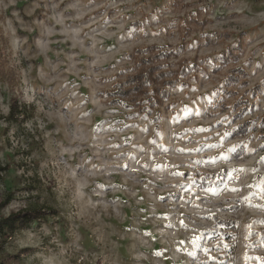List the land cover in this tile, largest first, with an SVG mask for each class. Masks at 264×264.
Instances as JSON below:
<instances>
[{
  "label": "rangeland",
  "instance_id": "1",
  "mask_svg": "<svg viewBox=\"0 0 264 264\" xmlns=\"http://www.w3.org/2000/svg\"><path fill=\"white\" fill-rule=\"evenodd\" d=\"M0 34V219L51 209L0 264H264V0H0ZM153 45L206 71L144 112Z\"/></svg>",
  "mask_w": 264,
  "mask_h": 264
},
{
  "label": "trees",
  "instance_id": "2",
  "mask_svg": "<svg viewBox=\"0 0 264 264\" xmlns=\"http://www.w3.org/2000/svg\"><path fill=\"white\" fill-rule=\"evenodd\" d=\"M191 20V19H190ZM195 20V19H193ZM3 35L0 34V41H3ZM149 52L147 56H141L142 53ZM133 56L135 73L120 81L119 87L127 94V98L131 102H135L139 109L147 111L150 107L157 106L162 103L169 93V87H174L183 81V75L195 73L194 67L205 72L206 69L201 63L188 66L184 61L179 60L176 67L167 63L169 58L168 51L159 45L136 49ZM236 59L238 55H233ZM244 69H237L229 75V79L239 81ZM14 71L3 72V77L11 82L15 77ZM245 78V77H244ZM247 80V79H244ZM246 82V81H245ZM20 114L18 102L15 101L11 105L9 117L13 120L17 119ZM9 169V165L0 167V174ZM50 208V207H49ZM44 206L26 207L18 212L12 213L7 217L0 219V235L5 237L7 234H13L17 230L28 227L33 221L42 219L51 209Z\"/></svg>",
  "mask_w": 264,
  "mask_h": 264
},
{
  "label": "snow or ice",
  "instance_id": "3",
  "mask_svg": "<svg viewBox=\"0 0 264 264\" xmlns=\"http://www.w3.org/2000/svg\"><path fill=\"white\" fill-rule=\"evenodd\" d=\"M234 150V149H233ZM262 159H264V158H262Z\"/></svg>",
  "mask_w": 264,
  "mask_h": 264
}]
</instances>
